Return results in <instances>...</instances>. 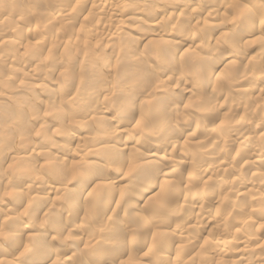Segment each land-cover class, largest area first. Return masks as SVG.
I'll list each match as a JSON object with an SVG mask.
<instances>
[{
    "label": "rangeland",
    "instance_id": "obj_1",
    "mask_svg": "<svg viewBox=\"0 0 264 264\" xmlns=\"http://www.w3.org/2000/svg\"><path fill=\"white\" fill-rule=\"evenodd\" d=\"M41 1L0 0V16L2 14L0 17V206L2 205L1 207L5 208L4 210L6 212L1 208L4 214L2 216L0 215V264H5V261L9 260H13L14 264H40V259L38 258L42 259L47 256L56 260L53 264H264V177H260L259 179L253 178L256 171L263 172L264 175V160L260 164L258 163L259 165L256 164L254 166H250L243 161L246 154L254 152L256 149L264 152V140L262 139L264 138V89L261 93L255 92L256 95L254 93L248 95V91L251 90L249 88H252V85L254 87H264V78L258 77L257 79V76L251 74L253 72L252 70H254L253 74L261 72L260 75L264 76V55L263 57L260 56L263 52L261 51V47H258L261 46L259 44H253L236 51L235 45L231 46L229 42L226 43L227 40L234 41L235 39L237 41L238 39L236 38L246 30L243 26L245 24H240L239 18H235L236 20L233 19L227 23L223 19L221 21V19L212 18L211 21L209 19V21L207 20L208 23L199 25L200 27L198 26L200 30L206 29L208 26L207 30H204L207 36L211 32L213 33L214 28H210V24L212 26L215 24L216 26H222L226 34V30L229 32L228 37L225 39L226 42L225 40H218L219 42L215 44L217 41L215 40L216 38L214 41L212 39L210 41H204L208 40V38L201 40L202 45L204 42L203 46H205L203 49L208 51L207 56L210 57V54L213 53L211 58L217 61L223 55H235L233 60L230 59L233 62H230L229 77H226L227 79H224V82L221 80L223 83L221 82L220 85H217L223 88L222 94L220 92H214L212 94L211 85L213 84H206L208 82H205V77L202 76L201 78L197 73L193 74L194 85H189L187 78H189L193 71V66L190 65L191 62H189L190 72L186 77H182L183 79L179 75V83L172 81L171 78L168 79L166 74L169 71H173L176 73H173L174 76L178 75L181 65H179V62L173 65L170 64L169 53L167 55L169 50L166 49L173 50L170 44L167 43L169 39L167 40L165 38L166 41L160 44L152 42L147 45L145 43L143 39H146L147 36V38H150L149 35H153V33L149 34L152 31L151 26L149 27L151 23L138 25L131 19L125 20V27L123 28L125 30L122 29L119 35L113 37L109 42V40L105 39V35L108 34V28L102 27L97 22L101 17L99 13L93 11L88 12L90 11L89 6L84 5V7H81V4L77 2L78 0H75V2L74 0H68L69 4L60 0ZM158 1L127 0L130 6H136V8L146 2L159 4L160 2ZM72 5L74 9H72ZM63 8L69 9L71 15L66 16L61 23L52 25L53 28H51L50 22L52 24V19L50 18L55 17L56 14L58 15L57 11ZM1 9L3 10L1 11ZM135 11L141 13L143 16L147 15L145 17L153 15L154 22L159 20L158 23L162 22V24H167L172 19L167 13L161 14L160 18H155L151 9L147 6L137 8ZM87 13L92 15L88 16ZM3 19H6L5 22H3ZM36 21L41 24L37 25ZM28 22L31 25L27 24ZM3 23L5 24L3 25ZM222 23L224 24L221 25ZM231 25H235L234 28ZM37 27L39 28L38 30ZM201 27L204 28L202 29ZM33 29L40 31L39 33H35L36 31L33 32ZM56 29L57 31H55ZM76 29L80 30H77L80 33L79 35ZM74 31L76 33L75 35ZM93 31L95 32L93 33ZM101 37L104 38V41H101L103 40ZM142 37L143 39L141 40ZM153 37L155 39L156 36L153 35ZM156 38L160 40V38ZM236 41L233 44H236ZM18 42L20 45L17 44ZM31 42H33V45ZM15 43L18 47L14 50ZM225 43L226 45H224ZM227 44H229V52L228 47H226ZM214 45L216 51L213 49ZM220 45L223 47H220ZM67 46L70 48H67ZM231 47L235 50V54L231 53L233 52ZM206 48L211 49V51ZM187 49L190 51L193 47H190V49L185 48V50ZM253 56L254 58L251 60L252 64L246 65ZM129 58L136 63L133 64L134 73L132 71L129 80H126L128 75L126 67L129 68V63H127ZM204 61L207 62L206 59ZM207 64L211 67V63L207 62ZM30 65L36 67L35 72L27 69V66ZM232 68L235 71H231ZM204 69L205 67L203 66L201 71L198 72L203 73L206 71ZM96 70L97 72L100 71L101 74L102 72L103 74L106 72V78L100 77ZM94 71L97 73L94 78L95 81L90 79V75H93ZM84 77H88V81H91L92 84L94 83L92 85L93 87L94 85L96 86L91 89L89 85L87 86L82 83L81 80ZM231 79L232 81L229 83ZM25 82L35 84V88H38L37 90L47 89L50 91V95L47 97L43 96L42 90L37 92L31 90L33 94L30 93V90L25 91L23 88L26 87L22 85ZM231 83H234V85ZM18 84H21L19 85L21 86L20 88H18ZM176 85L181 91L185 90V93L182 92L177 96H173L174 98L171 99L172 102H167L169 98H172V96H169L170 90ZM231 86L240 87L239 94L236 93L234 96V92L232 93L230 91ZM88 87L90 88L88 89ZM83 88H86L87 91ZM200 90H205L204 92L207 95L199 103L203 101L205 103L203 106L199 104L198 107H194L192 104H195L198 99ZM11 91L13 92V95H11L13 99H4L5 95L8 94L7 92ZM189 91L192 92H190L191 95ZM124 93H126V96L129 94L130 96L140 95L139 97H143L142 102L136 103L133 111L130 112V117L121 113L122 110L124 113L127 112V109H125L126 106L122 105L124 102L122 100L124 99ZM256 97H258V103L261 104L259 106L254 101ZM60 98L65 102V105L61 107V104H58L61 101ZM145 99L146 102L143 101ZM223 100L230 102L233 105H231L232 108L227 105L220 110L216 109L218 104L224 102ZM214 101H216V106L213 105ZM85 102L89 103L87 104ZM77 103H80V105ZM170 103L175 105L171 108ZM66 104L70 105L67 106ZM85 105L88 107L87 113H89L87 115L79 114L81 116H78L79 119L81 118L83 120H79L76 117L77 115L73 117V120L70 117L66 118L69 116L68 113H72V110L77 111L78 109L80 111L85 108ZM217 110L220 111V114H226L222 121L221 119H215ZM103 112H108L114 116L113 119L115 122H118L120 126L123 125L121 127L122 130H126L123 137H115L109 140L111 141L110 143L115 144L113 146H116L118 143L122 144V142L135 144L138 148V155H142L146 151L148 152V150L156 148L158 152L161 151L160 160H153L150 163L151 167L148 165L143 169L138 166L141 164L135 161L137 157L133 153H123L121 154L122 156L118 157L119 160L112 159V162L109 161L108 156L100 151L103 146L106 147L110 144L106 136L111 133L110 125L107 124V126L101 120L100 116H102ZM114 113L116 114L114 115ZM16 115L17 117L20 116V118H17ZM241 115L250 118V121L247 122L248 124L250 122L252 123V121L256 123L246 125V123L240 122L239 116ZM261 115L263 116L260 119ZM159 116L167 121L168 127L166 125L165 129L167 130L169 128L168 134L170 138L165 137L163 139L164 137L160 136L154 140L153 137L156 135L155 132H157L155 131L157 128L156 124L162 123V118H159ZM256 116L257 118H255ZM22 117L23 120H21ZM155 117H158V120ZM258 118L260 126L256 121ZM16 120H21L24 124L19 128L18 136L14 135ZM39 121L41 125L37 123ZM70 123L71 125H69ZM79 123H83V125ZM64 128L69 135V139L62 140L61 144L59 132L63 133ZM229 138H239L240 140L227 144ZM45 140L49 142V145L44 142ZM180 142H186V146H182L184 150L182 149L181 152L178 150L177 152V149H174L172 152L170 150L171 147L174 144L177 146ZM222 142H225L224 147L219 146ZM78 144L83 147L89 146L88 149H91L86 152L87 155L85 156V152H82L81 150L83 149H81V152L76 151L75 154L78 155L73 154L72 157L70 153L73 148H77ZM169 144L172 146H169ZM152 146L154 147L152 148ZM63 149L66 150L64 151ZM38 152L41 153L39 155L40 157L37 155ZM33 154L34 157L32 156ZM168 155L169 157H167ZM172 158L177 163H174V167L171 168L172 170L170 169V177L164 180L156 178L166 161H168L167 159ZM88 163L91 169L94 167L93 174H96L95 172L97 170V181H104L105 183H109L110 181L111 184L109 183V186L105 188L103 186L94 191H91V188H88V191L85 192L82 191L86 189L82 191L75 190L76 182L84 183L86 179L71 180L68 176V171L74 165L81 167L89 165ZM56 166H58V169H56ZM128 167L133 169L131 170ZM127 168L130 172H127ZM81 172H84V170ZM181 174L184 175L183 178H180L182 176ZM115 175L119 176V178L122 176L124 178L121 180H118V177L114 179L116 178ZM26 179L34 182L32 183L34 186L30 189H26L25 187V184H27ZM185 180H188V182L190 180L193 183H187ZM144 181L147 184L154 183L152 194L155 195V192H158L155 198L153 197L156 202H152L153 204L146 203L145 206L141 204L142 207L136 211L132 206V198L135 199L138 191L147 185ZM56 183L60 184V187L63 186V190L61 188L54 189ZM50 184L53 190L49 189L48 191V188L51 187ZM111 188L113 189L111 190ZM251 188L253 189L252 192L250 191ZM68 190H70L69 193L67 192ZM98 191L101 194H98L100 193ZM45 192L49 194L44 200L42 199L43 201L33 202V196L44 197ZM182 192L192 194L193 199L195 197L197 198L195 199L196 201L192 200L194 203H188L189 206L186 203L187 206H184L181 202ZM90 197L92 199L96 197V200L93 201ZM211 201L213 202L212 204ZM106 202L107 208L105 207L106 204H103ZM180 204L182 205L180 206ZM190 206L201 209V214L192 213L194 208L191 210V208L189 209ZM77 214L80 215L78 216ZM103 217L104 219L102 220L105 221L106 225L102 223L103 226L100 227V220ZM6 224L8 226L10 225V227L7 228ZM117 225L122 227L123 231L122 234L114 236L113 229H116L118 227ZM152 227L154 229L151 231ZM175 227H186L187 230H185L180 238L167 235ZM9 228L12 230L10 231ZM59 228L61 231L58 230ZM28 229L31 230H29V233ZM157 229L160 231V239L156 237L158 236V232L157 234L153 233ZM32 235H35V237ZM4 236H7V238H3ZM26 236L28 237L26 238ZM29 237L32 238V242ZM252 238L255 241H252ZM74 239L78 242L76 243L77 246L73 243ZM211 240L213 242L216 241L213 244ZM239 240H244L249 245H243L242 243L241 249L238 243L240 242ZM246 242L244 243L246 244ZM17 243L21 245L18 246ZM166 246L172 249L174 257L166 262H161L160 252ZM67 258H72V260L65 262ZM3 260L5 261L3 262ZM94 261L97 262L94 263Z\"/></svg>",
    "mask_w": 264,
    "mask_h": 264
},
{
    "label": "bare ground",
    "instance_id": "obj_2",
    "mask_svg": "<svg viewBox=\"0 0 264 264\" xmlns=\"http://www.w3.org/2000/svg\"><path fill=\"white\" fill-rule=\"evenodd\" d=\"M41 1V0H40ZM60 1H64L66 4L68 3L69 4V2H68V0H60ZM158 1V0H157ZM38 2V1H37ZM42 2V1H41ZM47 2V1H46ZM74 2H75V0H74ZM73 2V3H74ZM79 4H81V7H84V5L85 6H89V10L90 11H88V12H91V11H93V12H95V13H99V16H101L100 17V19H98V23L100 24V25H102V27L104 26V27H106V28H108V34H106L105 35V39H107V40H109V42H110V40H112L113 39V37H117L118 35H119V33L122 31V29L125 27L124 26V22H125V20H129V19H131L132 21H134L135 23H137L138 25L139 24H150L151 23V25H149V27L151 26V30L152 31H150L149 32V34L150 33H153V35H155L156 37H158V38H160V40H158L156 37H155V39H153L154 37H153V35H149L150 36V38H147L146 37V39L144 38L143 39V37L141 38V40L143 39L144 41H145V43L148 45V44H151L152 42L153 43H155V44H160V43H163V41L165 42L166 40H165V38L168 40L167 41V43H169L170 44V46H171V48H172V50L173 51H171V49H166V50H169V51H171V52H167V55H168V53H169V57H170V60H171V65H173V64H176V63H180L179 65H181V68H180V73L178 74V75H176V76H174V74H176V73H174L173 71H169L168 72V74H166L167 76H168V79L169 78H171L172 79V81H174V82H177V83H179L180 82V78H182V77H186L187 75H188V73L190 72V67H189V62H191V64L190 65H192L193 66V71H192V74L189 76V78H187L188 79V81H189V85H191V84H193V80H194V76H193V74H195V73H197V74H199V76L202 78V76L203 77H205V82L207 81L208 83H206V84H209L210 85V83L211 84H213V85H211L212 87H211V92H212V94L215 92H223L222 90H223V88H221V87H218L217 85H220V83L223 81L224 82V79L226 80L227 78L226 77H229V69L231 68V63L230 62H233L232 60H233V57L235 56V55H233V54H227V56H224L223 55V57L222 58H220L219 60L217 59V61H214L211 57L213 56L212 54L213 53H211L210 54V57L209 56H207V54H208V51H206V50H204L203 48L205 47V46H203L204 45V42H203V45H202V41L201 40H203V39H205V38H208V40H204V41H210V39H212L213 41H214V39L215 40H217L216 42H215V44L216 43H218L219 41L218 40H221V41H223V40H225L227 37H228V35H229V32L226 30V32H227V34L224 32L225 31V29H222V26H220V25H218V26H216V24L215 23H213V24H215V25H211L210 23V28L211 27H213L214 29H213V33L211 32L210 34H208L209 36H207V34L205 35V32H204V30H207V28H208V26L206 27V29H203L204 27H201L203 30H200V26L201 25H204V23L206 24V22L208 23V21L210 20L211 21V19L212 18H218V19H221V21H222V19L224 20V22H229V21H231V20H233V19H240V24H242V23H244L245 25H243L244 27H245V32L243 33V34H241L238 38H236V39H238L237 41L234 39V41H236V44H233L234 43V41L232 40V41H228L227 40V42H226V40H225V42L226 43H228L229 42V44L232 46H234L235 45V48H236V51H239V50H242V49H244V47H248V46H250V45H253V44H259V45H261V46H258V47H261V51L263 52V53H261V57H263V55H264V0H161V1H158V2H160L159 4L157 3V4H152L151 2H146V3H143L140 7H144V6H147V7H149V9H151V12L154 14V16H155V18H160L161 17V14L163 15V13L164 14H168V16L170 17V18H172V19H170L171 20V22H168L167 24L165 23V24H162V22H159L158 23V21L155 23L154 22V17H153V15L152 16H148V17H145V16H147V15H145V16H143L141 13H139V12H136L135 10L137 9V8H140L139 6L136 8V6L135 7H132V6H130V4H128V2H127V0L125 1V0H78L77 1ZM76 2V3H77ZM51 3V2H50ZM71 3V2H70ZM75 3V4H76ZM44 4H45V2H44ZM43 4V5H44ZM72 4V3H71ZM79 4H77L78 6H79ZM82 4H83V6H82ZM137 4V3H136ZM7 5V4H6ZM24 5V4H23ZM46 5V4H45ZM26 6V5H25ZM25 6H23V7H25ZM73 6V5H72ZM7 7H8V5H7ZM66 7V6H65ZM69 7V6H68ZM71 7V6H70ZM75 7H76V5H75ZM5 8V7H4ZM76 8H78V7H76ZM75 8V9H76ZM80 8V7H79ZM135 8V9H134ZM71 9V8H70ZM72 9H74V6H73V8ZM3 9H1V11H2ZM5 10V9H4ZM5 13H6V11H4ZM3 12V13H4ZM58 12V15L56 14V16L55 17H53V18H50V19H52V24H51V22H50V27L51 28H53V26L52 25H56V23H61L65 18H66V16L68 17L69 15H71L70 14V10L69 9H66V8H63L62 10H58L57 11ZM72 12V11H71ZM74 12V11H73ZM92 12V13H93ZM2 13V12H1ZM41 13V12H40ZM88 14V13H87ZM90 15V13L88 14V16ZM92 15V14H91ZM90 15V16H91ZM98 15V14H97ZM1 16H2V14H1ZM0 16V17H1ZM22 16V15H21ZM87 16V15H86ZM87 16V18H89ZM38 17V16H37ZM3 18V17H2ZM97 18V17H96ZM153 18V19H152ZM167 18V17H166ZM22 19V18H21ZM24 19V18H23ZM30 19V18H29ZM28 19V20H29ZM39 19V18H38ZM84 19V18H83ZM209 19V20H208ZM235 19V20H236ZM4 21L3 22H5V20L6 19H3ZM31 20V19H30ZM208 20V21H207ZM31 22V21H30ZM32 22H33V20H32ZM37 22V21H36ZM35 22V23H36ZM66 22V21H65ZM213 22V21H212ZM34 23V24H35ZM84 23V22H83ZM221 23V22H220ZM5 23H3V25H4ZM26 24V23H25ZM27 24H30L29 22L27 23ZM37 25L38 24H41L40 22H37L36 23ZM68 24V23H67ZM224 23H222L221 25H223ZM31 25V24H30ZM48 26H49V24H47ZM62 25H63V23H62ZM160 25H162V26H160ZM200 25V26H199ZM228 25V24H227ZM8 26V25H7ZM36 26V25H35ZM34 26V27H35ZM41 26V25H40ZM82 26V25H81ZM142 26H145V25H142ZM199 26V27H198ZM215 26V27H214ZM232 26V28H234V26L235 25H231ZM28 27V26H27ZM145 27H147V26H145ZM14 28H15V26H14ZM33 28V27H32ZM13 29V28H12ZM39 28L37 27V30H38ZM59 29H61L60 27H59ZM34 31L33 32H35V33H39V31H37V30H35V29H33ZM78 29H76V31H77ZM103 30V29H102ZM123 30H125V29H123ZM139 30V29H138ZM224 30V31H223ZM229 30V29H228ZM230 30H232V29H230ZM244 30V29H243ZM26 31V30H25ZM55 31H57V29L55 30ZM59 31V30H58ZM78 31H80V30H78ZM77 31V32H78ZM101 31V30H100ZM59 32H61V31H59ZM58 32V33H59ZM95 31H93V33H94ZM96 32H97V30H96ZM232 32V31H231ZM99 33V32H98ZM97 33V34H98ZM102 33V32H101ZM42 34V33H41ZM76 33H75V31H74V35H75ZM80 33L78 32V35H79ZM86 34V33H85ZM90 34V33H89ZM96 34V35H97ZM103 34V33H102ZM73 35V34H72ZM78 35H76V36H78ZM91 36H92V34H90ZM146 35H148L147 33H146ZM20 36V35H19ZM55 36V35H54ZM86 36V35H85ZM74 37V36H73ZM89 37V36H88ZM94 37V36H93ZM97 37V36H96ZM104 37V36H103ZM153 37V38H152ZM6 38V37H5ZM34 38V37H33ZM74 38H76V37H74ZM162 38H164V39H162ZM231 38H233V37H231ZM19 39V38H18ZM17 39V40H18ZM36 39V38H35ZM73 39V38H72ZM86 39V38H85ZM85 39H84V41H85ZM90 39V38H89ZM100 39V38H99ZM101 39H103V40H101V41H104V38H102L101 37ZM162 39V40H161ZM3 40V39H2ZM26 40V39H25ZM64 40V39H63ZM73 40H75V39H73ZM78 41H80L79 39H77ZM93 40H94V38H93ZM140 40V39H139ZM83 41V42H84ZM100 41V40H99ZM201 41V42H200ZM220 41V42H221ZM44 42V41H43ZM51 42V41H50ZM83 42H82V44H83ZM85 42H87V41H85ZM106 42V41H105ZM104 42V43H105ZM29 43V42H28ZM27 43V44H28ZM65 43V42H64ZM70 43V42H69ZM88 43V42H87ZM91 43V42H90ZM94 43H95V40H94ZM102 43V42H101ZM108 43V42H107ZM142 43H144V42H142ZM209 43V42H208ZM226 43L224 44V45H226ZM17 44H19V42L17 43ZM31 44L33 45V42H31ZM30 44V45H31ZM72 45H73V43H71ZM81 44V45H82ZM207 44V43H206ZM212 44H214L213 42H212ZM211 44V45H212ZM229 44H227V46L226 47H228L229 46ZM9 45V44H8ZM15 45H16V43H15ZM20 45V44H19ZM75 45V44H74ZM85 45V44H84ZM83 45V46H84ZM88 45V44H87ZM163 45V44H162ZM209 45H210V43H209ZM209 45H208V47H209ZM62 46H63V44H62ZM69 46V45H68ZM67 46V48H70V47H68ZM164 46V45H163ZM166 46V45H165ZM11 47V46H10ZM18 46L16 45L15 47H13V49L15 50V48H17ZM64 47H66V46H64ZM74 47V46H73ZM91 47H92V45H91ZM190 47H193V49H191L190 51L187 49V50H185V48H189L190 49ZM220 47H223V46H221L220 45ZM66 48V49H67ZM88 48H90V47H88ZM212 48V47H211ZM218 48V47H217ZM7 49V48H6ZM19 49V48H18ZM91 49V48H90ZM94 49V48H93ZM184 49V50H183ZM207 50H209L208 48H206ZM214 51H216V49H215V45H214ZM219 49V48H218ZM222 49V48H221ZM228 49V52H229V47L227 48ZM231 49H232V47H231ZM13 50V51H14ZM17 50V49H16ZM160 50V49H159ZM199 50V51H198ZM201 50V51H200ZM209 51H211V49L209 50ZM227 51V50H226ZM232 51L233 52H231V53H234V51L235 50H233L232 49ZM147 52V51H146ZM157 52V51H156ZM207 52V53H206ZM224 54V53H223ZM235 54V53H234ZM212 55V56H211ZM8 56V55H7ZM161 56V55H160ZM207 56V57H206ZM253 58H254V56L252 57V58H250V60H249V62H247V64L246 65H251L252 64V62H251V60H253ZM39 59V58H38ZM204 59H206V61L208 62V63H211V67H209L210 65H208L207 64V62H205L204 61ZM230 59H232V60H230ZM169 60V61H170ZM5 61H7V60H5ZM42 61V60H41ZM44 61V60H43ZM4 62V61H3ZM201 62H202V64H201ZM206 63V65H205V63ZM261 62V61H260ZM127 63H129V68H127L126 67V69H127V77H126V80L128 79L129 80V78H130V76H131V72L133 71V73H134V67H133V64L134 63H136L134 60H132L131 58H129V60L127 61ZM169 63V62H168ZM1 64V63H0ZM204 64V65H203ZM17 65V64H16ZM142 65V64H141ZM208 65V66H207ZM205 67V69L204 70H206V71H204L203 73H199L198 71H201V68L202 67ZM148 67V66H147ZM173 67V66H172ZM171 67V68H172ZM175 67V66H174ZM233 67V66H232ZM151 68V67H150ZM163 68V67H162ZM246 68V67H245ZM27 69L29 70V71H31V72H35L36 71V67L35 66H27ZM143 69V68H142ZM171 70H173V69H171ZM247 70V69H246ZM86 71V70H85ZM143 71V70H142ZM160 71H161V69H160ZM165 71V70H164ZM163 71V72H164ZM231 71H235V69H233L232 68V70ZM253 72H254V70H252ZM96 72H97V70H96ZM141 72V71H140ZM140 72H139V74H140ZM253 72L251 73L253 76H257V79H258V77H260V78H264V76H262V75H260L261 74V72H257L256 74H253ZM20 73V72H19ZM86 73V72H85ZM91 73V72H90ZM90 73H88V74H90ZM99 75H100V77H103V78H106V76H107V74H103V72H102V74L100 73V71L99 72H97ZM97 73H95V71H94V73H93V75H90L91 77H90V79L91 80H93V81H95L94 80V78H95V76H96V74ZM145 73V72H144ZM155 73V72H154ZM165 73V72H164ZM163 73V74H164ZM174 73V74H173ZM143 74V73H142ZM240 74V73H239ZM244 74V73H243ZM249 74V73H248ZM86 75V74H85ZM84 75V76H85ZM106 75V76H105ZM148 75V74H147ZM162 75V74H161ZM179 75L181 76L180 78H179ZM247 75V74H246ZM264 75V74H263ZM49 76V75H48ZM87 76V75H86ZM139 76H141V75H139ZM143 76H145V74H143ZM236 76H237V73H236ZM240 76H242L241 74H240ZM239 76V77H240ZM99 77V76H98ZM146 77V76H145ZM250 77V76H249ZM81 79V78H80ZM89 79V80H90ZM100 79V78H99ZM108 79V78H107ZM133 79V78H132ZM183 79V78H182ZM103 80V79H102ZM109 80V79H108ZM126 80H125V82H126ZM147 80V79H146ZM197 80V79H196ZM222 80V81H221ZM6 81H7V79H6ZM154 81V80H153ZM167 81V80H166ZM171 81V80H170ZM185 81V80H184ZM187 81V82H188ZM230 81H232V79L231 80H229V83H230ZM247 81V80H246ZM81 82L82 83H84V84H86L87 86L89 85L90 87H91V89H93L96 85H94V87L92 86L93 84L91 83V81H88V77L87 78H83L82 80H81ZM98 82H100L99 80H98ZM148 82V81H147ZM146 82V83H147ZM168 82V81H167ZM222 82V83H223ZM226 82V81H225ZM20 83H21V81H20ZM25 83H27V82H25ZM22 84L23 85V87L25 86L26 88H23V89H25V91L26 90H30V93L31 94H33L32 92H31V90H34V91H41L42 90V95L43 96H49L50 95V91H48L47 89L46 90H44V89H41V90H37L35 87H36V85L35 84H33V83H27V84ZM81 83V84H82ZM153 83V82H152ZM185 83V82H184ZM219 83V84H218ZM235 83V82H234ZM234 83H231V84H233L234 85ZM98 84V83H97ZM154 84V83H153ZM152 84V85H153ZM156 84H158V83H156ZM166 84V83H165ZM205 84V85H206ZM19 85H21V84H18V88H20L21 86H19ZM131 85V84H130ZM155 85V84H154ZM179 85V84H178ZM184 85V84H183ZM182 85V86H183ZM194 85V84H193ZM248 85H249V83H248ZM82 86V85H81ZM86 86V87H87ZM99 86V85H98ZM125 86V85H124ZM136 86V85H135ZM163 86V85H162ZM230 86V85H229ZM84 87H85V85H84ZM90 87H88V89L90 88ZM130 87V86H129ZM195 87V86H194ZM248 88H249V86H247ZM250 87H251V85H250ZM98 88V87H97ZM148 88V87H147ZM168 88V87H167ZM171 88V87H170ZM84 90L86 89V88H83ZM187 89V88H186ZM249 89H251V90H249L248 91V95H250V94H252V93H254L255 94V92H257V93H261V92H263L262 90L264 89V87L263 86H253L252 85V88H249ZM192 90V89H191ZM227 90V89H226ZM240 90V87H238V86H231V88H230V91L233 93L234 92V96H235V94L236 93H238L239 94V91ZM248 90V89H247ZM22 91H24V90H22ZM85 91H87V89L85 90ZM91 91V90H90ZM89 91V92H90ZM169 91V90H168ZM171 92H170V95L169 96H172V98H169L168 100H167V102H172V100L171 99H173L174 97L173 96H177L178 94H180V93H182V92H184L185 93V90H183V91H181V89H179V87H177V85L175 86V87H173L171 90H170ZM205 90H203V91H199V94H198V99L196 100V102H195V104L193 103L192 105L194 106V107H198V105L199 104H202V106H203V104L205 103L204 101L201 103H199V101L200 100H203V99H205L206 98V92H204ZM207 91V90H206ZM209 91V90H208ZM167 92V91H166ZM191 91H189V93H190ZM8 93V94H7ZM6 94L7 95H5V98L4 99H13L12 98V96L11 95H13V92L11 91V92H7ZM10 93V94H9ZM25 93V92H24ZM35 93V92H34ZM187 93V92H186ZM188 93V94H189ZM192 93V92H191ZM191 93H190V95H191ZM217 93V94H218ZM241 93H243V92H241ZM240 93V94H241ZM244 93L246 94V92L244 91ZM22 94V93H21ZM125 95H124V99H122V100H124V102L122 103V105H125L126 107H125V109H127V112H122L121 111V113H123L124 115H127V117L129 116L130 117V112L131 111H133V109H134V106L136 105V103H138V102H142V99H143V97L141 98V97H139V96H134V95H132V96H130L129 94H128V96H126V93H124ZM151 94V93H150ZM216 94V95H217ZM222 94V93H221ZM220 94V95H221ZM263 94V93H262ZM27 95H28V93H27ZM233 95V94H232ZM256 95V94H255ZM61 96V95H60ZM258 96V95H257ZM58 97V96H57ZM122 97H123V95H122ZM209 97H211V96H209ZM32 98V97H31ZM43 98V97H42ZM70 98H71V96H70ZM152 98V97H151ZM260 98V97H259ZM61 99V98H60ZM77 99V98H76ZM107 99V98H106ZM194 99V98H193ZM224 99V98H223ZM254 99V98H253ZM32 100V99H31ZM64 100H65V98H64ZM191 100V99H190ZM3 101V100H2ZM37 101V100H36ZM50 101V100H49ZM62 101V102H61ZM61 101H60V103L58 102V104H61L60 105V107L62 106V105H65V102H63V100L61 99ZM143 101H145L146 102V99L145 100H143ZM224 102H221L220 104H218L217 105V108L216 109H221V108H223V107H225V106H230V108H232V104L230 103V102H225V100H223ZM254 101H256V104L259 106V105H261V104H259L258 102V97H256V99L254 100ZM10 102H11V100H10ZM67 102V101H66ZM140 102V103H141ZM191 102V101H190ZM189 102V103H190ZM4 103V102H3ZM32 103V102H31ZM68 103H69V100H68ZM84 103V102H83ZM83 103H82V105H83ZM85 103H89V102H85ZM144 103V102H143ZM198 103V104H197ZM254 103V102H253ZM264 103V102H263ZM71 104V103H70ZM70 104H68V105H70ZM78 104V103H77ZM86 104V105H87ZM237 104V103H236ZM67 105V104H66ZM67 105V106H68ZM72 105V104H71ZM78 105H80V103L78 104ZM85 105V108H83V109H81L80 111H78V109H77V111H74V110H72V113H68L69 114V116H67L66 118H68V117H70V118H72V120H73V117H75V115H77L76 117L78 118V116L80 117L81 115H87L88 113H87V111H88V107ZM170 105V107L172 108L173 107V105H175V104H169ZM213 105L214 106H216V101H214V103H213ZM232 105V106H231ZM238 105V104H237ZM1 106V105H0ZM189 106V105H188ZM190 106H191V104H190ZM192 106V107H193ZM24 107V106H23ZM140 107V106H139ZM169 107V106H168ZM169 107V108H170ZM187 107V106H186ZM1 108V107H0ZM36 108V107H35ZM165 108H166V106H165ZM181 108V107H180ZM202 108H204V107H202ZM248 108V107H247ZM37 109V108H36ZM39 109V108H38ZM75 109V108H74ZM185 109H187V108H185ZM199 110H200V108H198ZM121 110V109H120ZM142 110V109H141ZM204 110V109H203ZM35 111V110H34ZM143 111V110H142ZM155 111V110H154ZM157 111V110H156ZM160 111V110H159ZM200 111H202V110H200ZM205 111V110H204ZM222 111V110H221ZM1 112V111H0ZM18 112V111H17ZM27 112V111H26ZM208 112V111H207ZM180 113V112H179ZM188 113V112H187ZM205 113V112H204ZM13 114V113H12ZM21 114V113H20ZM60 114H61V112H60ZM79 114H81V115H79ZM116 113H114V115H115ZM122 114V115H123ZM71 115V116H70ZM74 115V116H73ZM119 115H120V113H119ZM163 115V114H162ZM166 115H167V113H166ZM173 115V114H172ZM233 115V114H232ZM237 115V114H236ZM240 115V114H239ZM190 116V115H189ZM226 116V114H224V113H221L220 114V111H218L217 110V115H216V118L215 119H217V120H219V119H221V121L224 119V117ZM263 115H261L260 116V119H261V117H262ZM16 117H17V115H16ZM64 117H65V115H64ZM101 117V120H102V122L104 123V124H109L110 125V127H111V133L110 134H108L107 136H106V139L108 140V142L110 143L111 141H109L110 139H113V138H117V137H123L124 135H125V133L124 132H126V130H122V128L121 127H123V125H119L118 124V122H115V120L113 119V117L114 116H112V115H110L108 112H103L102 113V116H100ZM122 117V116H121ZM161 116H159V118H160ZM207 117V116H206ZM240 118H239V121L240 122H244V123H246V125H249L247 122L248 121H250L249 119L250 118H247L246 116H244V115H241V116H239ZM17 118H20V116L19 117H17ZM16 118V119H17ZM61 118V117H60ZM125 118H126V116H125ZM156 118V117H155ZM158 118V117H157ZM156 118V119H157ZM162 118V117H161ZM175 118V117H174ZM255 118H257V116L255 117ZM14 119V118H13ZM39 119V118H38ZM79 119V118H78ZM116 119V118H115ZM123 119V118H122ZM141 119V118H140ZM187 119V118H186ZM18 120V119H17ZM16 120V124H15V126H16V128H15V134L14 135H16V136H18V134H19V128H21L24 124H23V122L21 121V120H23V117H22V119L20 120V121H17ZM64 120H66L65 118H64ZM79 120H83V119H79ZM158 120V119H157ZM156 120V121H157ZM169 120V119H168ZM259 118L256 120L257 121V123L259 124ZM13 121V120H12ZM25 121V120H24ZM77 121V120H76ZM188 121V120H187ZM252 121V120H251ZM60 122V121H59ZM63 122V121H62ZM65 122V121H64ZM67 122V121H66ZM73 122H75V121H73ZM73 122H72V124H73ZM77 122H79V121H77ZM76 122V123H77ZM93 122V121H92ZM98 122V121H97ZM145 122H146V120H145ZM159 122V121H158ZM12 123V122H11ZM37 123H39V125H41L40 124V121L39 122H37ZM83 123H85V122H83ZM83 123L81 124V123H79L80 125H83ZM163 123V125L161 126V124ZM162 123H158V124H156L157 125V128H156V130L155 131H157V132H155V136L153 137L154 138V140L156 139V138H159L160 136H163L162 138L163 139H165V137L167 138V137H169L170 138V136H169V134H168V129L166 130L165 129V126L167 125V121H165L164 120V118H162ZM252 123H253V121H252ZM251 123V124H252ZM254 123H256V122H254ZM253 123V124H254ZM14 124V123H13ZM28 124V123H27ZM45 124V123H44ZM63 124H65V123H63ZM63 124H61V125H63ZM75 124V123H74ZM144 124V123H143ZM11 125V124H10ZM69 125H71V123L69 124ZM94 125V124H93ZM134 125V124H133ZM14 125H13V127H15ZM108 126V125H107ZM254 126V125H253ZM259 126H260V124H259ZM33 127V126H32ZM39 127V126H38ZM167 127H168V125H167ZM188 127H190V126H188ZM255 127V126H254ZM62 128V127H61ZM121 128V129H120ZM155 128V127H154ZM13 129V128H12ZM40 129V128H39ZM88 129V128H87ZM184 129L186 130V128H185V126H184ZM48 130V129H47ZM147 130V129H146ZM189 130V129H188ZM208 130V129H207ZM40 131V130H39ZM53 131V130H52ZM65 131V128L63 129V133H61V132H59V139L61 140V144H62V140H66L67 138L69 139V135L66 133V131ZM175 131H176V129H175ZM195 131V130H194ZM225 131V130H224ZM67 132H68V130H67ZM174 132V131H173ZM109 133V132H108ZM177 133V132H176ZM184 133H186V132H184ZM208 133H210V132H208ZM105 134V133H104ZM154 134V133H153ZM211 134V133H210ZM112 135H113V137H112ZM126 135H128L127 133H126ZM185 135V134H184ZM189 135V134H188ZM187 135V136H188ZM262 136H263V134H261ZM9 136V135H8ZM7 136V137H8ZM180 136V135H179ZM182 136V135H181ZM186 136V135H185ZM184 136V137H185ZM189 137V136H188ZM193 137V136H192ZM264 137V136H263ZM12 138V137H11ZM76 138V137H75ZM139 138V137H138ZM194 138V137H193ZM243 138V137H242ZM67 139V140H68ZM79 139V138H78ZM77 139V140H78ZM263 140H264V138H262ZM82 140V139H81ZM185 140V139H184ZM238 140H240L239 138H233V139H230L229 138V140L227 141V144L228 143H230V142H234V141H238ZM22 141H23V139H22ZM21 141V142H22ZM53 141V140H52ZM72 141V140H71ZM70 141V142H71ZM186 141V140H185ZM196 141V140H195ZM4 142V141H3ZM44 142H46L48 145H49V142L48 141H44ZM56 142V141H55ZM65 142V141H64ZM76 142V141H75ZM105 142V141H104ZM137 142V141H136ZM171 142V141H170ZM182 142V141H181ZM178 143L177 144V146L174 144V146H172V145H170L169 144V146H172L171 147V149L170 150H172V152H173V150L174 149H177L176 151L178 152V150H180V152H181V150L183 149V147L182 146H184L185 144H186V142L185 143ZM13 143V142H12ZM24 143V142H23ZM72 143H74V141H72ZM82 143H83V141H82ZM203 143V142H202ZM214 143V142H213ZM45 144V143H44ZM59 144V143H58ZM70 144V143H69ZM77 144V143H76ZM108 144V143H107ZM112 143H110L109 145H107L106 147L105 146H103L102 148H101V152H103V153H105L107 156H108V160L109 161H111L112 162V159L114 160V159H116V160H119V158L118 157H120V156H122L121 154H123V153H130V154H135L136 155V159L137 160H135V161H138L141 165H138V166H140V167H142V169L143 168H145V167H147L148 165L150 166L151 164V162H153V160H155V159H158V160H160L159 158H161V151L160 152H158L157 151V149L156 148H154V149H150V150H148V152L146 151V153H144V152H142V153H144V154H142V155H138L137 153V150H138V148H137V146L135 145V144H132V143H123L122 142V144H120V143H116L117 145L116 146H113V145H115V144H112ZM189 144H190V142H189ZM217 144H220V143H217ZM225 144V142H222L219 146H222V147H224L223 145ZM47 145V146H48ZM60 145V144H59ZM74 145V144H73ZM84 145V144H83ZM106 145V144H105ZM188 145V144H187ZM50 146H51V143H50ZM61 146V145H60ZM76 146V145H75ZM87 146H88V144H87ZM186 146V145H185ZM59 147V146H58ZM86 146H82V145H77V148L76 149H74L73 148V150L71 151V153L70 154H72V157H73V154L74 155H78V154H75L76 153V151H80L81 149H83V150H81L82 152H85V154H84V156L85 155H87L86 154V152H88L90 149H88L89 148V146L88 147H86ZM154 146H152V148H153ZM9 148V147H8ZM44 148V147H43ZM67 148V147H66ZM150 148V147H149ZM56 149H58V148H56ZM68 149V148H67ZM160 149V148H159ZM163 149V148H162ZM20 150V149H19ZM64 150V149H63ZM62 150V151H63ZM66 150V149H65ZM64 150V151H65ZM184 150V149H183ZM188 150V149H187ZM60 152H61V150H59ZM69 151V150H68ZM67 151V152H68ZM80 151V152H81ZM41 152V151H40ZM40 152H38L37 153V155L39 156L41 153ZM46 152V151H45ZM70 152V151H69ZM163 152H164V150H163ZM166 152H168V151H166ZM187 152V151H186ZM23 153V152H22ZM62 153V152H61ZM79 153V152H78ZM139 153H140V151H139ZM63 154V153H62ZM61 154V155H62ZM141 154V153H140ZM139 156V158H138V156ZM164 155V154H163ZM170 155V154H169ZM169 155L167 156V157H169ZM172 155V154H171ZM33 157H34V154L32 155ZM65 156H66V153H65ZM185 156H187V155H185ZM202 156V155H201ZM35 157H36V155H35ZM40 157V156H39ZM39 157H37V158H39ZM42 157V156H41ZM75 157V156H74ZM103 157V156H102ZM127 157V156H126ZM163 157V156H162ZM27 158V157H26ZM43 158V157H42ZM107 158V157H106ZM118 158V159H117ZM128 158V157H127ZM190 158V157H189ZM15 159V158H14ZM32 159V158H31ZM40 159V158H39ZM126 159V158H125ZM129 159H132V158H129ZM188 159V158H187ZM77 160V159H76ZM128 160V159H127ZM127 160H126V162H127ZM163 160V159H162ZM168 161H166V163L164 164V166L162 167V169L159 171V173H158V175H157V177L156 178H160L161 180H164L165 178H167V177H170V173H171V171H170V169L171 168H173L174 167V163H175V160L172 158V159H167ZM184 160H186V159H184ZM264 160V152H262L261 150L259 151V150H255L254 152H251V153H248V154H246V156L244 157V159H243V161L245 162V163H247V164H249L250 166H254V165H256V164H260V162H262ZM132 162H133V160H131ZM187 161H189V160H187ZM67 162V161H66ZM130 162V161H129ZM137 162V163H138ZM77 163V162H76ZM75 163V164H76ZM80 163V162H79ZM109 163V162H108ZM121 163V162H120ZM177 163V162H176ZM175 163V164H176ZM186 163V162H185ZM19 164V163H18ZM89 164V163H88ZM117 164V163H116ZM132 164V163H131ZM130 164V165H131ZM136 164V163H135ZM246 164V165H247ZM258 164V165H259ZM57 165V164H56ZM81 165V164H80ZM137 165V164H136ZM69 166V165H68ZM120 166V165H119ZM118 166V167H119ZM137 166V167H138ZM153 166V165H152ZM264 166V165H263ZM117 167V168H118ZM129 167H131V166H129ZM128 167V168H129ZM134 167V166H133ZM136 167V168H137ZM151 167V166H150ZM94 168V167H93ZM93 168L91 169L90 168V164L89 165H85V166H77V165H74V167L72 168V169H70L69 171H68V176L71 178V180H75V179H86V181L83 183V182H79V183H77L76 181V188H75V190H80V191H82V190H84V189H86V190H84V191H82V192H85V191H88V188H91L92 190L91 191H94L95 189H97V188H102L103 186H104V188L106 187V186H109L108 184L110 183L111 184V182L109 181V183H105L104 181L103 182H101V181H97V179H96V175H97V170H96V174H93L94 173V171H93ZM127 168V172H130V170L129 169H131V168H129L128 169ZM16 169V168H15ZM56 169H58V166H56ZM105 169V168H104ZM133 169V168H132ZM131 169V170H132ZM84 170V172H81V171H83ZM95 170V169H94ZM129 170V171H128ZM135 170V169H134ZM172 170V169H171ZM260 170V169H259ZM118 171V170H117ZM146 172V171H145ZM155 172H157V171H155ZM24 173H26V172H24ZM117 173V172H116ZM149 173V172H148ZM192 173V172H191ZM216 173V172H215ZM20 174V173H19ZM127 174V173H126ZM182 175V174H181ZM180 175V176H181ZM116 176V175H115ZM179 176V177H180ZM186 176V175H185ZM252 176V175H251ZM117 177H118V180H121L122 178H124L123 176L122 177H120L119 178V176H116V178H114V179H117ZM142 177V176H141ZM147 177H148V175H147ZM184 177V175H182L180 178H183ZM187 177H188V175H187ZM210 177V176H209ZM257 178V179H259L260 177H264V175H263V172H260V171H256L255 173H254V175H253V178ZM54 178V177H53ZM203 178V177H202ZM204 178H206V177H204ZM214 178V177H213ZM254 178V179H255ZM21 179V178H20ZM141 179V178H140ZM187 179H190V178H187ZM210 179V178H209ZM24 180H25V178H24ZM117 180V182H119ZM132 180V179H131ZM192 180V179H191ZM208 180V179H207ZM262 180V179H261ZM26 181H27V184H25V187H26V189H30L32 186H34L32 183H34L32 180H27L26 179ZM36 181V180H35ZM78 181V180H77ZM172 181V180H171ZM186 181V180H185ZM241 181V180H240ZM39 182V181H38ZM56 182V181H55ZM54 182V183H55ZM145 183H146V181H144ZM187 183H193V182H191L190 180H189V182H188V180L186 181ZM205 182V181H204ZM245 182V181H244ZM35 183H37V182H35ZM162 183V182H161ZM240 183H242V182H240ZM2 184V183H1ZM53 184V183H52ZM113 184V183H112ZM147 184V183H146ZM162 185V184H161ZM185 185V184H184ZM187 185V184H186ZM23 186V185H22ZM36 186V185H35ZM50 186L51 187H49L48 188V191H49V189L51 190H53V187H52V185L50 184ZM143 186H144V184H143ZM194 186V185H193ZM63 187V186H62ZM62 187H60V184H55V186H54V189H58V188H61L62 190H63V188ZM66 187V186H65ZM112 187H113V185H112ZM177 187V186H176ZM109 188V187H108ZM142 188V187H141ZM233 188V187H232ZM37 189V188H36ZM36 189H34V190H36ZM47 189V188H46ZM107 189V188H106ZM113 188H111V190H112ZM162 189H163V187H162ZM44 190V189H43ZM98 190V189H97ZM96 190V191H97ZM153 190H154V183L152 182V184H147L146 186H144L143 187V189H140L139 191H138V193H137V197L135 196V199L134 198H132L133 199V202H132V206H133V208H134V210L136 209V211H138V209L140 208V207H142L141 206V204L143 205V206H145V204L146 203H150V204H153L152 202H154L155 200H154V198H155V196H156V194L158 193H156L155 192V195L154 194H152V192H153ZM155 190H156V188H155ZM160 190H161V188H160ZM166 190H167V188H166ZM252 188H251V192H252ZM58 191H60V190H58ZM73 191V190H72ZM189 191V190H188ZM212 191V190H211ZM8 192V191H7ZM53 192V191H52ZM68 193L70 192V190H68L67 191ZM77 192V191H76ZM98 192H100V191H98ZM186 192V191H185ZM255 192V191H254ZM75 193V192H74ZM78 193V192H77ZM76 193V194H77ZM94 193V192H93ZM117 193H118V191H117ZM160 193V192H159ZM174 193V192H173ZM16 194V193H15ZM18 194V193H17ZM20 194H22V193H20ZM48 192L46 193L45 192V194H44V197L43 196H41V197H39V196H33L32 197V199H33V202L35 201V202H41V201H43L44 199H45V197H47L48 196ZM81 194V193H80ZM98 194H101V192L100 193H98ZM175 194V193H174ZM173 194V195H174ZM8 195V194H7ZM75 195V194H74ZM77 195H79V194H77ZM154 195V196H153ZM163 195V194H162ZM161 195V196H162ZM182 196H181V202H182V204H184V206H187V204L189 203V204H192V203H194V202H192V200L194 201L195 199H197L196 197H195V199H193V196H192V194L190 195V194H188V192L187 193H183L182 192V194H181ZM80 196V195H79ZM82 196V195H81ZM95 196H96V193H95ZM100 196V195H99ZM118 196H119V194H118ZM258 196V195H257ZM264 196V195H263ZM16 197V196H15ZM88 197V196H87ZM98 197V196H97ZM102 197V196H101ZM154 197V198H153ZM91 198V197H90ZM178 198V197H177ZM262 198V197H261ZM43 199V200H42ZM92 199V198H91ZM99 199V198H98ZM97 199V200H98ZM86 200H88V199H86ZM93 201H95L96 200V197H95V199H92ZM206 200V199H205ZM91 201V200H90ZM92 201V202H93ZM196 201V200H195ZM208 201V200H207ZM86 202V201H85ZM84 202V203H85ZM99 202V201H98ZM156 202V201H155ZM204 202V201H203ZM209 202V201H208ZM216 202V201H215ZM214 202V203H215ZM20 203V202H19ZM88 203V202H87ZM187 203V204H186ZM213 202L211 201V204H212ZM40 204V203H39ZM86 204V203H85ZM103 204H106L105 205V207L107 208V202L106 203H103ZM182 204H180V206L182 205ZM186 204V205H185ZM189 204H188V206H189ZM208 204H210V203H208ZM211 204H210V206H211ZM260 204V203H259ZM22 205V204H21ZM99 205V204H98ZM109 205V204H108ZM149 205V204H148ZM157 205V204H156ZM167 205V204H166ZM176 205V204H175ZM2 206V205H1ZM0 206V215L2 216L4 213H3V211H2V209L4 210L5 208H3V207H1ZM25 206V205H24ZM23 206V207H24ZM52 206V205H51ZM57 206V205H56ZM80 206V205H79ZM78 206V207H79ZM115 206V205H114ZM170 206V205H169ZM194 206V205H193ZM209 206V207H210ZM217 206V205H216ZM215 206V207H216ZM43 207H46V206H43ZM77 207V208H78ZM149 207V206H148ZM183 207V206H182ZM2 208V209H1ZM54 208V207H53ZM83 208V207H82ZM184 208H186V207H184ZM191 208V210H192V208H194V211L192 212V213H196V214H201V209H199L198 207L196 208V207H192V206H190L189 207V209ZM9 209V208H8ZM31 209V208H30ZM79 209V208H78ZM105 209V208H104ZM180 209V208H179ZM12 210V209H11ZM26 210V209H25ZM47 210V209H46ZM53 210V209H52ZM105 210H107V209H105ZM181 210V209H180ZM10 211V210H9ZM79 211V210H78ZM118 211H119V209H118ZM125 211V210H124ZM188 211V210H187ZM4 212H5V210H4ZM13 212V211H12ZM19 212V211H18ZM51 212V211H50ZM76 212V211H75ZM112 212V211H111ZM135 212V211H134ZM183 212V211H182ZM6 213V212H5ZM15 213V212H14ZM21 213V212H20ZM44 213H45V211H44ZM79 213V212H78ZM82 213V212H81ZM113 213V212H112ZM144 213V212H143ZM123 214V213H122ZM137 214V213H136ZM78 215V214H77ZM80 215V214H79ZM78 215V216H79ZM204 215V214H203ZM99 216V215H98ZM196 216V215H195ZM9 217V216H8ZM12 217V216H11ZM91 217V216H90ZM93 217H94V215H93ZM138 217V216H137ZM43 218V217H42ZM100 218V217H99ZM110 218V217H109ZM90 219V218H89ZM102 219H104V217L103 218H101V223H100V227L101 226H103V224H105L106 225V223H105V221H103ZM106 219V218H105ZM45 220V219H44ZM107 220V219H106ZM134 220V219H133ZM138 220H139V218H138ZM36 221V220H35ZM84 221V220H83ZM11 222V221H10ZM13 222H14V220H13ZM137 222V221H136ZM135 222V223H136ZM249 222V221H248ZM103 223V224H102ZM159 223V222H158ZM190 223V222H189ZM213 223V222H212ZM10 224V223H9ZM108 224V223H107ZM146 224H148V223H146ZM11 225V224H10ZM10 225L8 226V224H6V226H7V228L8 227H10ZM90 225V224H89ZM104 225V226H105ZM121 225V224H120ZM137 225V224H136ZM3 226V225H2ZM4 226H5V224H4ZM66 226V225H65ZM79 226V225H78ZM118 226V225H117ZM157 226V225H156ZM146 227V226H145ZM144 227V228H145ZM148 227V226H147ZM151 227V226H150ZM158 227H160V226H158ZM114 228V227H113ZM142 228V227H141ZM10 229V228H9ZM96 229V228H95ZM123 228L122 227H120V226H118L116 229L114 228L113 229V235L114 236H118L119 234H122V230ZM152 229H154L153 227L151 228V231H152ZM163 229V228H162ZM12 229H10V231H11ZM27 230V229H26ZM25 230V231H26ZM29 230L30 229H28V233H29ZM58 230H60V228L58 229ZM142 230V229H141ZM145 230V229H144ZM148 230H150V229H148ZM185 230H187L186 229V227H175L174 229H172V230H170V232L167 234V235H170L171 237H182V235H183V233L185 232ZM196 230V229H195ZM9 231V230H8ZM7 231V232H8ZM31 231V230H30ZM61 231V230H60ZM74 231H76V230H74ZM106 231V230H105ZM46 232V231H45ZM44 232V233H45ZM92 232V231H91ZM150 232V231H149ZM157 232H158V234H157ZM187 232V231H186ZM251 232V231H250ZM25 233V232H24ZM23 233V234H24ZM153 233L154 234H157L158 236H156V237H159L160 235H159V233H160V231H158V229L156 230V232L155 231H153ZM162 233V232H161ZM13 234V233H12ZM77 234V233H76ZM187 234V233H186ZM60 235V234H59ZM153 235V234H152ZM162 235H163V233H162ZM202 235V234H201ZM11 236V235H10ZM33 236V235H32ZM32 236H30V237H32ZM58 236V235H57ZM113 236V237H114ZM170 236H168V237H170ZM28 236H26V238H27ZM29 237V238H30ZM33 237H35V235L33 236ZM110 237V236H109ZM246 237V236H245ZM3 238H7V236L5 237H3ZM9 238V237H8ZM24 238V237H23ZM22 238V239H23ZM75 238V237H74ZM108 238V237H107ZM152 238H154V237H152ZM211 238V237H210ZM31 239V242H32V238H30ZM34 239V238H33ZM159 239H160V237H159ZM158 239V240H159ZM162 239V238H161ZM21 240V239H20ZM29 240V239H28ZM35 240H36V238H35ZM78 240H79V237H78ZM154 240V239H153ZM30 241V240H29ZM29 241H28V243H29ZM39 241V240H38ZM208 241V240H207ZM212 241V240H211ZM216 241V240H215ZM214 241V242H215ZM240 242H238L239 243V246H241L242 245V243H243V245H247V242L246 241H244V240H242V241H244V242H246V244L244 243V242H242L241 240H239ZM252 241H255L253 238H252ZM7 242V241H6ZM31 242H30V244H31ZM80 242V241H79ZM88 242V241H87ZM213 242V241H212ZM214 242H213V244H214ZM219 242V241H218ZM223 242V241H222ZM8 243V242H7ZM24 243V242H23ZM73 243H74V245H76V243H78L77 242V240H73ZM173 243H175V242H173ZM180 243V242H179ZM189 243V242H188ZM224 243V242H223ZM92 244V243H91ZM106 244V243H105ZM212 244V245H213ZM216 244V243H215ZM11 245V244H10ZM17 245L19 246V245H21V244H18L17 243ZM24 245V244H23ZM32 245V244H31ZM67 245V244H66ZM73 245V246H74ZM107 245V244H106ZM129 245V244H128ZM179 245V244H178ZM237 245V244H236ZM249 245V244H248ZM247 245V246H248ZM27 246H28V244H27ZM77 246V245H76ZM165 246V245H164ZM172 246V245H171ZM220 246V245H219ZM223 246H226V245H223ZM222 246V247H223ZM21 247V246H20ZM218 247V246H217ZM262 247V246H261ZM108 248V247H107ZM134 248V247H133ZM243 248H244V246H243ZM17 249V248H16ZM19 249V248H18ZM32 249V248H31ZM239 249V248H238ZM241 249H242V246H241ZM48 250V249H47ZM157 250V249H156ZM161 250V249H160ZM160 250H159V252H160ZM68 251V250H67ZM50 252V251H49ZM103 252V251H102ZM258 252V251H257ZM51 253V252H50ZM29 254H30V252H29ZM159 255V254H158ZM222 255V254H221ZM24 256V255H23ZM21 257H22V255H21ZM38 257H40V256H38ZM174 257V252L172 251V249H170V247H168V246H166V247H164V248H162V250H161V252H160V259H161V262H166V261H168L169 259L171 260L172 258ZM23 258V257H22ZM24 258H26V257H24ZM35 258H36V256H35ZM13 259V258H12ZM37 259V258H36ZM38 259H40L39 261H40V264H41V262H44V263H47V264H53V263H55V261L56 260H54V258H51L50 256H47V257H43L42 259L41 258H38ZM70 259V260H69ZM239 259V258H238ZM242 259V258H241ZM72 260V258H67L66 260H65V262L67 261H71ZM100 260V259H99ZM5 260H3V262H4ZM38 261V262H39ZM58 262V261H57ZM95 262H97V261H94V263ZM113 262V261H112ZM181 262V261H180ZM189 262V261H188ZM223 262V261H222ZM5 264H14V261L12 260V261H5ZM43 264V263H42ZM58 264V263H57ZM66 264V263H65ZM101 264V263H100ZM119 264V263H118ZM169 264V263H168ZM176 264V263H175Z\"/></svg>",
    "mask_w": 264,
    "mask_h": 264
}]
</instances>
